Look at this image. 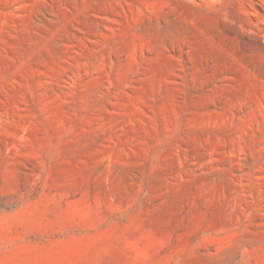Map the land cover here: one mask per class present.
<instances>
[{
  "label": "rangeland",
  "instance_id": "374dc122",
  "mask_svg": "<svg viewBox=\"0 0 264 264\" xmlns=\"http://www.w3.org/2000/svg\"><path fill=\"white\" fill-rule=\"evenodd\" d=\"M0 264H264V0H0Z\"/></svg>",
  "mask_w": 264,
  "mask_h": 264
}]
</instances>
